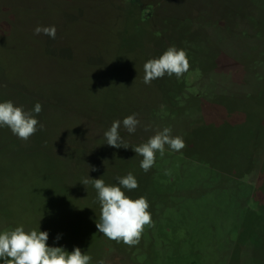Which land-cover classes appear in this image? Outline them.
<instances>
[{
  "label": "rangeland",
  "instance_id": "1",
  "mask_svg": "<svg viewBox=\"0 0 264 264\" xmlns=\"http://www.w3.org/2000/svg\"><path fill=\"white\" fill-rule=\"evenodd\" d=\"M170 46L189 70L146 85L145 62ZM5 101L42 111L27 141L0 127V231H47L91 264H264V0H0ZM133 113L141 127L119 130L130 147L107 145ZM165 127L186 147L166 145L145 173L131 147ZM129 172L139 186L122 190L147 198L154 224L131 247L98 232L81 183Z\"/></svg>",
  "mask_w": 264,
  "mask_h": 264
},
{
  "label": "clouds",
  "instance_id": "2",
  "mask_svg": "<svg viewBox=\"0 0 264 264\" xmlns=\"http://www.w3.org/2000/svg\"><path fill=\"white\" fill-rule=\"evenodd\" d=\"M57 29L55 26L34 29V35L44 34L55 40ZM143 82L150 85L153 80L163 78L165 75L182 77L190 68L187 52L170 46L160 57L149 59L145 62ZM42 111V105L37 102L32 111H25L22 106H16L12 101L0 102V127H7L23 141H27L37 131L39 121L33 115ZM121 125L129 134H135L141 127L138 113L126 116L123 120H115L110 128L104 132L107 145L113 148H129V144L120 135ZM43 125H40V129ZM151 125H143L145 132ZM173 151H181L186 147L184 139L173 136L171 127L157 130L148 140L137 146L131 147L136 155L142 157L141 169L147 173L156 162V154L161 157L165 154V146ZM103 163H108L104 160ZM89 171H97L88 165ZM167 174V173H166ZM118 184L107 185L102 178L92 179L89 176L82 179L81 183L87 186L91 183L97 192L100 205L99 221L96 228L107 239L117 243L122 242L127 246L138 245L145 227L154 226L152 215L149 211V201L146 197L133 199L125 194L126 189L132 191L138 188V181L129 172L126 176L115 178ZM47 231L35 229L25 231L18 226L14 230L0 231V261L3 264H91L92 257L79 247L71 252L63 247L49 246ZM57 241L60 239L56 237ZM96 264H106L105 259H100Z\"/></svg>",
  "mask_w": 264,
  "mask_h": 264
}]
</instances>
